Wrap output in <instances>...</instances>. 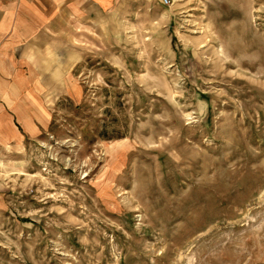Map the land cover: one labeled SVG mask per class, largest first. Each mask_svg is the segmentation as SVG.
Instances as JSON below:
<instances>
[{
    "label": "rangeland",
    "instance_id": "rangeland-1",
    "mask_svg": "<svg viewBox=\"0 0 264 264\" xmlns=\"http://www.w3.org/2000/svg\"><path fill=\"white\" fill-rule=\"evenodd\" d=\"M115 27L0 161V264H264V0Z\"/></svg>",
    "mask_w": 264,
    "mask_h": 264
},
{
    "label": "crops",
    "instance_id": "crops-1",
    "mask_svg": "<svg viewBox=\"0 0 264 264\" xmlns=\"http://www.w3.org/2000/svg\"><path fill=\"white\" fill-rule=\"evenodd\" d=\"M162 1L0 0V161L47 129L51 104L70 93L71 72L103 34ZM3 191L0 179V210Z\"/></svg>",
    "mask_w": 264,
    "mask_h": 264
},
{
    "label": "built area",
    "instance_id": "built-area-1",
    "mask_svg": "<svg viewBox=\"0 0 264 264\" xmlns=\"http://www.w3.org/2000/svg\"><path fill=\"white\" fill-rule=\"evenodd\" d=\"M164 4H167L168 3V0H163L162 1Z\"/></svg>",
    "mask_w": 264,
    "mask_h": 264
}]
</instances>
